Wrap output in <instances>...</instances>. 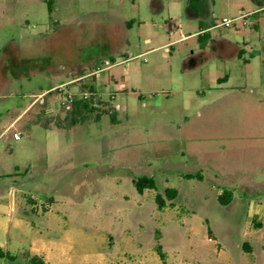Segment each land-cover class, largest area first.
Instances as JSON below:
<instances>
[{
    "label": "rangeland",
    "instance_id": "rangeland-1",
    "mask_svg": "<svg viewBox=\"0 0 264 264\" xmlns=\"http://www.w3.org/2000/svg\"><path fill=\"white\" fill-rule=\"evenodd\" d=\"M98 68L95 88L119 111L71 126L68 113L48 115L56 100L45 96L23 113L32 92ZM0 76V127L13 123L0 181L19 180L0 188L25 187L29 217H46L50 197L60 213L46 230L30 225L53 242L44 264H249L244 243L264 239V0H0ZM42 111L62 128L37 123ZM141 177L156 189L139 195ZM11 256L0 264H30L28 250Z\"/></svg>",
    "mask_w": 264,
    "mask_h": 264
},
{
    "label": "crops",
    "instance_id": "crops-1",
    "mask_svg": "<svg viewBox=\"0 0 264 264\" xmlns=\"http://www.w3.org/2000/svg\"><path fill=\"white\" fill-rule=\"evenodd\" d=\"M242 13L243 12H241V14ZM251 13L255 14V11L251 12ZM251 13H249V16H251L250 15ZM243 16H246V15H243ZM249 16H247V17H249ZM239 20H243V19H239ZM210 29L211 28H207L205 30L201 29L199 31V33H197V34L195 33L193 35L204 37L205 36L204 32L208 31ZM254 29H257V27L254 26ZM185 38H186V36H181V38L178 41L183 40ZM145 42L147 43V42H149V40L146 39ZM165 49H167V48H165ZM242 52L243 51L238 50L236 53L234 52V55L239 57L242 54ZM26 63H28V62H26ZM76 73H75V75H76ZM92 73L93 72H91L90 74H92ZM90 74L80 76L78 78H74V79H72L66 83H62L59 85H52L49 83V85L46 89H43V90L39 89V91L32 92V94H30V97L33 99V101L24 109L23 113L28 112L30 110V108L36 102H38L41 105H44L45 101L43 100V97L51 96V94H48V92H50L53 88H56V87H59L61 85L68 84L71 82L76 83L77 81H81L85 78H90L89 77ZM227 79H228V77L225 80H227ZM6 80L7 79L5 76H3V77L0 76V92L2 91L4 86L6 85ZM41 100L43 101V103H41ZM42 113H43V116H42V119H40V120L38 119V115H36V122L41 124L46 130L47 129L49 130L53 126H55V128H57V129L62 128V126H60L58 124H57V126L59 128L56 127V124L55 125L52 123L49 124L47 121H45V118L47 117L46 116L47 113L45 111H42ZM48 115L52 116V118H54V119L60 118L58 113H54L53 111L49 112ZM39 118H41V117H39ZM16 119L18 120L19 116ZM12 127H13V123L9 124L8 126H4V127L2 126V128L0 127V129H2V131L0 132V138L2 136L4 137L7 134H9V132L12 130ZM5 180L12 181L14 184L19 181L16 179L15 176H8V177H3V179L0 181V184L2 182H5ZM14 184H12V185L10 184L13 187L8 186L6 188H4V187L0 188V241H1L0 242V251H2L3 253H8L9 255H12V253H15V252H18L21 250H28V253L30 254L31 257L36 256L38 259L41 260L40 256L46 255L48 253V251L46 249H49L50 245H51V247H53V245H52L53 242L49 241V243H44L42 240H37L36 235H34L36 233H34L30 229V225L33 226V224H34V226L41 231L48 229L49 221H51L53 219L52 218L53 215L51 214V212L54 211V209H52V208L54 207L55 204H57V201L55 199H51V197H50L48 203L44 204V207L42 209H49L46 212V217H44V218H37L35 216L29 217V216H27V214H30L29 211L32 208L30 206H26L25 203L23 202L22 198L20 197V194L24 193L25 187H23V186L22 187H19V186L16 187V186H14ZM27 202L30 203L31 201H27ZM33 212L35 213L37 211L34 210ZM54 213L56 216L60 215L59 212L54 211ZM61 233L63 234L64 232L62 231ZM263 238H264V236H263ZM39 243H41V244H39ZM7 244H10V246L8 248L10 249L11 253H9L8 251H5L3 249L7 246ZM35 245H41L43 247L42 251L41 252L34 251L33 247ZM63 245L64 244H62V247H63ZM67 248L70 249V247H68V246H67ZM241 250L243 251V253H245L247 256H249V264H259L260 261L264 260V239L261 240V242L258 244L257 249H254V246H252L246 242V243H244L243 248ZM70 253L71 252L69 250L64 255L69 256ZM42 262H43V260H42ZM43 264H44V262H43Z\"/></svg>",
    "mask_w": 264,
    "mask_h": 264
},
{
    "label": "built area",
    "instance_id": "built-area-1",
    "mask_svg": "<svg viewBox=\"0 0 264 264\" xmlns=\"http://www.w3.org/2000/svg\"><path fill=\"white\" fill-rule=\"evenodd\" d=\"M246 16H241L238 19H245ZM235 20L222 19L218 26L229 28L234 24ZM115 64V63H114ZM112 64V65H114ZM111 65L107 64L106 69H110ZM103 71L101 69H96L92 74L89 75L91 79L92 90L89 89V86H79L77 87L75 82L68 83L66 85H61L59 87L53 88L48 94H51V97L56 100L52 104L51 111L54 113H72L77 106L85 107L89 114H93L94 116L99 115L103 109L106 110L108 114H114L116 111L120 110L119 105L112 106L110 103L115 99L114 94H109V101H104L102 99L101 93L95 88L97 77L100 72ZM77 87L76 90L72 91L71 88ZM42 98V97H41ZM41 103L43 101L41 100ZM2 136V135H1ZM14 140L20 139L19 133H13L12 135ZM29 201L36 203L39 205L38 199L31 195L29 196Z\"/></svg>",
    "mask_w": 264,
    "mask_h": 264
},
{
    "label": "trees",
    "instance_id": "trees-1",
    "mask_svg": "<svg viewBox=\"0 0 264 264\" xmlns=\"http://www.w3.org/2000/svg\"><path fill=\"white\" fill-rule=\"evenodd\" d=\"M49 12L51 13V9L50 8H49ZM114 63L115 62H112V64H114ZM225 79H226V77H224L223 79L218 80V82H221V81H223ZM89 89L90 90L93 89L91 85H89ZM87 114H89V113H88V111L86 110L85 107H81L80 108L79 106H77L76 109L72 113H70V117H71L70 118V125L73 126V125L76 124V122H77V118L76 117H78L80 115L82 117H85ZM99 116L100 115H97L96 118L99 117ZM111 122L114 123V124L116 123V119L114 118V115L111 116ZM56 127H58V126L56 125ZM195 176L198 177V175H186L185 177H186V179L190 180V179H194ZM132 184H133L136 192L139 195H142L145 190H155L156 189L154 181L152 179H150V178H147V177H141V178H138L136 180H133ZM176 194H177V191L175 189H166L165 192H164L165 198L167 200H169V201L173 200L176 197ZM231 196L232 195H231L230 192L222 191V194L219 196L220 204L224 205V206H227L231 202ZM154 201L156 203V206H157L158 210H161L164 207V198L160 194H156L155 195ZM155 253L159 257V259L163 262L164 258H165V255L162 252L161 247L159 245H157L155 247ZM0 259L12 261V260H14V257L9 255L8 253H3L2 251H0ZM29 263L30 264H43V262L40 259H38L36 256L30 257L29 258Z\"/></svg>",
    "mask_w": 264,
    "mask_h": 264
}]
</instances>
